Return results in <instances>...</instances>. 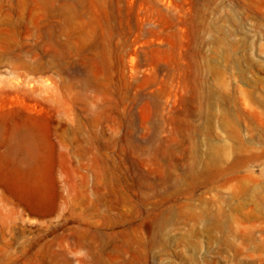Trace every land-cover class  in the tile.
I'll list each match as a JSON object with an SVG mask.
<instances>
[{"label":"rangeland","instance_id":"obj_1","mask_svg":"<svg viewBox=\"0 0 264 264\" xmlns=\"http://www.w3.org/2000/svg\"><path fill=\"white\" fill-rule=\"evenodd\" d=\"M0 264H264V0H0Z\"/></svg>","mask_w":264,"mask_h":264},{"label":"bare ground","instance_id":"obj_2","mask_svg":"<svg viewBox=\"0 0 264 264\" xmlns=\"http://www.w3.org/2000/svg\"><path fill=\"white\" fill-rule=\"evenodd\" d=\"M32 126H36L38 125L36 122H31ZM28 144H29V148H28V151H27V156H29V158L33 159V156H36L34 151H32L33 149L31 148V146L33 145V140H31V138L28 140ZM31 142V143H30ZM35 211L36 212H39L40 209H39V206L38 204L35 205Z\"/></svg>","mask_w":264,"mask_h":264}]
</instances>
